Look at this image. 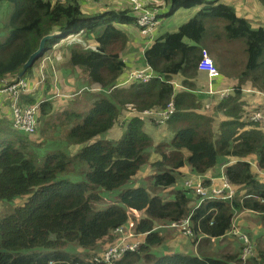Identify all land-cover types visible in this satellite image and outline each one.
Returning a JSON list of instances; mask_svg holds the SVG:
<instances>
[{
	"label": "trees",
	"instance_id": "obj_1",
	"mask_svg": "<svg viewBox=\"0 0 264 264\" xmlns=\"http://www.w3.org/2000/svg\"><path fill=\"white\" fill-rule=\"evenodd\" d=\"M82 1L0 0V4L12 6L9 19L3 24L6 35L0 41V89L4 87L2 82L7 80L8 84L10 78L31 82L34 64L61 40L65 47L60 49L64 57L60 66L69 72L78 70L75 72L84 90L89 92L92 85H98V92H92L85 105L77 98L76 110L63 114L60 125L66 128L55 126L58 134L62 133L59 136L67 141L65 148L73 152L71 155L52 150L45 154L41 166L37 164L40 134L50 135L53 129L41 121L45 115L50 122L52 104L48 97L52 92L49 96L46 92H18L19 105L38 104L39 123L34 134L14 129L7 121L0 122V201L26 196L21 205L0 218V264H136L142 253L153 259L150 264L241 262L240 252L222 258L201 252L204 255L199 258L177 252L151 257V251L165 237L155 225L187 216L193 232L192 244L232 237L228 232L236 212L255 213L264 226V182L247 162L251 158L264 178V127L242 120V114L249 116L253 109L244 110L240 91L242 84L249 82L264 95V27L251 26L232 5L221 0H161L164 6L159 4L156 15L161 21L179 10L194 13L143 47L139 67L129 73L144 70V74L149 73L148 78L128 79V84L119 86L120 77L128 68L121 55L128 40L123 27L135 26L136 18L131 7L85 13ZM258 1L264 8V0ZM149 7H154V3ZM52 33L58 36L45 42L42 56L19 77L41 38ZM74 36H80L87 44L77 42ZM207 38L219 41V70L233 60L231 41L236 44L242 40L241 48L246 54L243 69L236 73L238 82L232 94L214 105L215 112L230 118L219 123L218 134L213 130V117L199 112L201 103L192 92L191 79L197 75V63L202 50H206ZM242 60L239 55L238 64ZM174 79L187 90L175 92ZM6 96L10 108L11 100ZM40 97L45 100L38 101ZM170 101L173 112L163 123L156 122L154 116L167 110ZM146 123L165 126L172 137L154 144ZM117 130L121 131L118 139L108 137ZM100 134L105 137L100 138ZM144 165L152 174L144 180L145 184L135 186L133 178ZM183 167L193 177H214L223 171L236 188L234 195L224 200L206 199L195 206L199 197L193 190L175 186ZM60 174L81 177L76 182L56 180ZM203 184H209V180ZM169 188L172 199L166 200L160 193ZM104 198L109 200L108 205L94 210L92 204L101 203ZM130 209L139 213L132 232L144 240L138 248L122 251L123 244L118 243L125 236L119 230L135 221L129 217ZM113 240L116 244L104 249H115L111 259L99 260L95 252L99 245ZM133 240L125 241L137 243ZM70 245L82 248L84 254L69 251ZM263 262L258 255L246 264Z\"/></svg>",
	"mask_w": 264,
	"mask_h": 264
},
{
	"label": "rangeland",
	"instance_id": "obj_2",
	"mask_svg": "<svg viewBox=\"0 0 264 264\" xmlns=\"http://www.w3.org/2000/svg\"><path fill=\"white\" fill-rule=\"evenodd\" d=\"M51 1L54 2L55 0H51ZM59 1H63V0H59ZM158 2H161V0H158ZM130 3H131V0H83L81 7L85 13H91L92 14V13H97V12L102 11V10H119V9H121V10L128 9L129 10V7H130L129 4ZM5 4L4 3L0 4V41L6 35V30H4L3 24L9 19V14L12 12V6L10 4H7V3H5ZM156 5L157 4H155L154 6L158 7ZM87 6H92L95 8L88 9V8H86ZM234 6L237 7L236 5H234ZM130 9L133 13L134 11L132 10V8H130ZM183 16H184L183 14L175 15L173 20L176 21L179 17H183ZM253 23H256V21H254ZM124 27H125V30L128 34V40H127V43L125 45V48L122 50L121 55H122V58H124L128 64V61H129V25H126ZM75 40H77V42H80V43L83 42V43L87 44V42L82 41L80 39V37H77ZM231 43H232V41H231ZM88 44L92 45L93 43L91 41H88ZM234 44H235V42H234ZM236 44L234 45V48H235L234 54L237 57L239 55H241L243 57V61H242L243 63L238 64V66H234L233 70L235 73H237L238 71H241L243 69L245 61H246V59H245L246 54L244 53V51L241 48L242 46H244L243 41L242 40L236 41ZM64 47H63V44H59V45L54 46V48H53L54 53L47 56V58L41 59L40 62L38 60L34 64V66L32 67V70H31V74H30V76H32L33 79L31 82H26V89L28 90V92L32 91L33 94H35V93L40 94L41 92H46V94L48 96H49V93L52 92L53 96L56 97V98L54 97L55 98L54 100L71 102V105H72L71 108H72L74 104H77V102H75L73 104V100L79 98V100L82 101V104H84L85 102H88V99L91 96L90 94H93L92 93L93 91H91L89 93L88 91H86L84 89H80V90H77L75 92L72 91L71 93H69L67 95L64 93V90L62 89L63 86L60 84L61 76L58 72V67H60L59 65L64 62V57L60 52V49H63ZM133 50H138V49H133ZM141 52H142V50H140L138 54H140ZM138 58H139V55H137V59ZM244 59H245V61H244ZM214 65L216 68L218 67L216 65V63H214ZM137 66H139V64H137ZM143 71H140V72H143ZM120 78L121 79L119 80V82H120L119 86H124V85L128 84L129 64H128V68L125 70L124 74ZM12 81H13V78H10L8 80V82H12ZM65 88H69L71 90H73L74 88H75V90L77 89V87H75L72 83H70L69 85H65ZM46 89H48V90L46 91ZM215 91L217 94L213 95V97L217 98L218 94H220L223 90H215ZM249 92L251 93L252 90L250 89ZM42 99H43V97H40V98H38V101L42 100ZM43 100H45V99H43ZM263 101H264V98H263ZM263 105H264V103H263ZM59 107H61V104L59 103V101L57 103H54V108H59ZM63 114L64 113H59L58 111L57 112H51L49 114V117H51L49 119L50 122L51 123L53 122L55 124L56 122L64 119ZM41 121H42L44 126H46L49 123L48 118L45 115L43 116ZM55 126L56 125L51 124V127L50 126L48 127L49 129L53 128L51 130V133H49L50 135L46 136L44 134H40V144H39V146H37V150H38L37 164H38V166H41L42 162L44 161L45 154L52 151V150H62L69 155L73 154V152H70L67 150L68 148H65L66 147L65 142H67V141L65 140V138L63 136L62 137L59 136L58 131L55 130L56 129ZM120 132H121L120 130H117L116 133H112L108 137L111 139H118L121 135ZM40 133H42L41 130H40ZM99 137L104 138L105 135L100 134ZM31 138H35L34 135H32ZM247 162L250 164V168H253V171L256 174L257 178L259 180H261L262 182H264V178L262 177L263 175L260 174L261 171H258V168L256 166L254 167L253 161L251 160V158H248ZM179 171H180L179 172L180 177H177V184L175 185L177 188H181L184 180H186L190 176V173L188 172L186 167L181 168ZM151 174H152V170L150 168H148L147 165L142 166L139 169V171L137 172L136 176L133 178V180L135 179V181H133L132 184L135 186L139 185V184H142V185L145 184L144 180ZM80 177L81 176L75 177V176H72L71 174H60L56 177V180L68 179L72 182H76V181H79ZM130 186H132V185L130 184ZM171 190H172V188L162 190V192L160 193L161 197H163L166 200L172 199V193L170 192ZM25 199H26V196H19V197H16L15 199H13L12 201H8V202H1L0 201V218L7 215V214H10L16 208V206L21 205ZM108 203H109V200L104 198L101 203L92 204L93 209L94 210L102 209V208L106 207L108 205ZM130 217H131V215H130ZM242 223H243V225H242ZM135 224H136V222L134 224L129 223V226H127L129 228V230L128 231L126 229L124 230V233L127 231L125 238L126 239L134 238L137 241V243H139V245H141L142 241L144 240V237H141V235L139 237L138 235H136L132 232V228L133 229L135 228ZM131 225H133V226H131ZM233 227H234V229L236 231V235H238V237L236 235L231 234V235H228V236H232L229 239H222V240L216 242L215 244L210 242V241H202L201 243L198 241H194L195 243L192 244L191 243L192 237L184 236L179 231V228L171 226V225L166 224V223H159V224L155 225V228H160L159 234L161 236H165V237H164L161 245H158V246L153 248V251H151L153 256L151 255V257L160 256V254H162L166 251H168V253H171V251H172V253L177 252V253H182V254H186V253L192 254V255L197 256L199 258H201L202 255H204V254L207 256H217V257L222 258V257L226 256V254H235L236 252H240V260H241L242 247H241V242H240L241 238L239 236L244 235L247 240L250 239V242L252 245L253 255H248L247 257H250V258L255 257L256 258L259 255V258L264 259V254H263L264 253V226L261 224V221L258 218V216L255 213H249V212L238 213V212H236L234 214ZM120 235L123 236L124 234H120ZM135 240H133V241H135ZM241 240H243V239H241ZM109 243H111V244H109ZM113 243H115L114 240L112 242L101 243L99 245V248L97 249V251H95L96 254H101V252L105 248L112 246ZM65 250H67V248H65ZM68 250L71 252H76L78 254H82V255L84 254L83 253L84 250L78 246H75V245H70ZM95 252H90L89 254H94ZM201 252H203L204 254H202ZM146 256H148V255H145L142 253L140 260L136 264H150V262L153 259L150 258L151 260H149L146 258ZM247 257H246V259H247ZM235 264H246V262L242 263V260H241V262L235 263ZM262 264H264V262Z\"/></svg>",
	"mask_w": 264,
	"mask_h": 264
},
{
	"label": "crops",
	"instance_id": "obj_3",
	"mask_svg": "<svg viewBox=\"0 0 264 264\" xmlns=\"http://www.w3.org/2000/svg\"><path fill=\"white\" fill-rule=\"evenodd\" d=\"M146 1L149 5H153V3H154V5L157 4L156 6H159V4L162 2V1L158 2V0L157 1L146 0ZM221 1L232 5L233 8L235 9L236 14L240 17H244V18L248 19L251 26H253V27L263 26L264 27V8L261 5V3H259L258 0H221ZM234 5H236L237 7H235ZM129 6H130V4H129ZM163 6H164V4H162V7ZM86 8L93 9L95 7L87 6ZM159 9L160 8L157 7L158 11H159ZM160 12H161V10H160ZM193 13H194V11H192V12L188 11L187 12L185 10H179L178 12H176L173 16H171L169 18L163 19L162 21L160 19L159 24L154 29L152 36H149V35H147V36L142 35L141 36L136 25L135 26L129 25V61H128L129 70L131 71V70L139 67V66H137V64H139L138 63L139 58L137 59V55H139L138 54L139 51L143 50L144 46L149 45L154 40V37L156 35H158L159 33L163 32V31L174 30L181 22H183L185 19H187ZM178 14H183L184 16L179 17L176 21H174L173 20L174 16L178 15ZM254 21H256V23H253ZM123 28L125 29V27H123ZM74 37L77 38V36H74ZM63 41L64 40H61L59 43H57V45L61 44ZM230 45L232 47H234V44L231 43ZM205 46H206V50L208 51V54L211 57L213 63H216V65L218 67H220L221 66V59L216 54L217 49L221 48L219 46V41H216L213 39L209 40V38H207L205 41ZM133 49H138V50H133ZM224 49H225L224 45L222 44V50H224ZM234 51H235V48H234ZM52 53H54V49L52 51L48 52L47 55L44 56L43 58H47V56L51 55ZM222 54H223V52H222ZM232 58H233V60H230L229 63L224 64V66H225L224 69L222 68L219 70L216 68L218 74L215 77L209 78L206 75V73L200 72L197 70L196 77L194 79H191V82L194 85V87H193L194 91H192V92L196 95V97L199 99V102L201 103V109L199 112L202 114L209 115V116L213 117L214 120H213L212 126H213V130H214L215 134H218L219 123L221 121L230 120V118L224 116L222 113L214 111V105L220 100H218L217 98H214L213 95H210L208 93V88L209 89L211 88V90H213V91L223 90L226 95L232 94L233 88L238 82L237 75L233 70V66H238L237 56L233 53ZM242 61H241V64L243 63ZM75 71H78V70H75ZM75 71L69 72V70H65L64 67H61V66L58 67V72L61 76L60 84L63 86L62 89L64 90V93L66 95L71 93L72 91L75 92V91L80 90L82 88L81 85L79 84L78 75H77L78 72H75ZM181 79L182 78H179L180 81H181ZM70 83H72L75 87H77V89L75 90V88H74L73 90H71L69 88H65V85H69ZM172 84H174V91L175 92L187 90L184 86H181V83L179 81L177 82L176 79H174L172 81ZM97 86L98 85H92L91 88H93V89H90L89 92H91V91H93V93L98 92ZM249 88L252 90L251 93L249 92L250 91ZM240 91H241L242 101L244 102V110H250L257 105H261L264 103V101H263L264 95L262 93H259L255 89H253L249 82H245L244 84H242ZM21 93L29 94V93H24V92H21ZM54 97L55 96H53V94L48 97V100L52 104L50 113L51 112H57V111L59 113H68L70 111H74V109L76 110L75 105H73V107L71 108V106H72L71 102H64V101H60V100H58V101L61 104V107L54 108V103L58 102L57 100H54L56 98V97L55 98ZM6 99H7L6 94L0 92V122L7 121L8 123H10V109H9L8 101ZM75 100H73V104L76 102ZM205 104H209V108L206 109ZM243 119H245L244 113L242 114V120ZM61 122H62V120L56 122L55 124L53 122L52 123L49 122V124L47 126L51 127V124H53V125H58L59 127H61V129L66 128L64 124L60 125ZM244 122H246V120H244ZM38 123H39V121H38ZM145 128L150 133V135L152 136L154 144H157L160 141H168L172 137V133L169 130H167L165 126L151 125V124L146 123ZM59 134H62V133L60 132ZM231 162L232 161L230 159L229 163H231ZM243 212L245 213L248 211H243ZM242 225H243V223H242ZM220 240H221V238L209 240V241L215 244L216 242H218ZM198 242L201 243L202 240H200ZM164 253H168V251H166Z\"/></svg>",
	"mask_w": 264,
	"mask_h": 264
},
{
	"label": "built area",
	"instance_id": "obj_4",
	"mask_svg": "<svg viewBox=\"0 0 264 264\" xmlns=\"http://www.w3.org/2000/svg\"><path fill=\"white\" fill-rule=\"evenodd\" d=\"M130 7L132 8L133 15L136 18V26L140 30V34L143 36L149 35L152 36L154 29L159 24V19L156 18V15L159 13L157 10V7H149V4L146 0H131ZM197 70L200 72L206 73V75L209 78L215 77L218 72L217 69L210 58L208 52L206 50H202L201 57L197 63ZM143 71V70H141ZM144 77L145 79L149 77L148 74H144L140 71H135L133 73H129V80L130 79H139ZM26 82H29L28 79H19V80H13L12 82H9L7 84V80L3 81L2 84L4 87L0 89V92L9 95V98L11 100L10 104V124L11 127L14 129L21 130L29 135L34 134L36 132L37 127V107L38 104L25 106V105H19L18 102V92H24V93H31L28 92L26 89ZM208 93L210 95H216V91L211 90V88H208ZM226 94L224 91H222L220 94H218L217 99L221 100ZM168 109L164 110L162 112H158L154 117V120L158 123H163L164 120H166L171 113L173 112L174 105L173 102L170 101L168 104ZM209 105H206V108H208ZM148 113V112H147ZM149 114V113H148ZM249 120L253 123L260 124L264 127V106L256 111H254L249 116ZM254 165V164H253ZM204 180H209V184L204 185ZM184 186L191 188L194 191L195 195H198L200 197V202H202L205 199H217V200H224L227 198H230L235 193V186L231 185L226 178L223 175V171L219 176H211V175H205L204 176H189L186 180L183 182ZM129 214L132 218L136 220L139 219V213L133 209L129 210ZM129 215V217H130ZM130 217V218H131ZM234 220V219H233ZM130 221V224L135 223ZM169 225L179 228V231L184 236H192L193 232L191 229V221L190 217L187 216L181 220H177L174 222L169 223ZM129 226V224H128ZM133 226V225H131ZM133 229V228H132ZM126 230L128 231L129 228L127 227ZM127 231L124 233V230H119L120 234L126 235ZM229 234L236 235V231L233 227V221L231 225V229L228 232ZM238 236V235H236ZM241 239L240 241L243 243V248L241 251V260L242 262H245L249 257L248 255H253L252 253V246L250 245L249 240L246 239L244 235L239 236ZM126 238L123 237L121 241L118 244H123L121 246L122 251H125L126 249H135L138 247L139 243L131 244L129 242L126 243ZM245 243H244V242ZM115 252V249L111 250H104L101 254H98L99 260L109 261L111 259V255ZM247 257V259H246Z\"/></svg>",
	"mask_w": 264,
	"mask_h": 264
},
{
	"label": "water",
	"instance_id": "obj_5",
	"mask_svg": "<svg viewBox=\"0 0 264 264\" xmlns=\"http://www.w3.org/2000/svg\"><path fill=\"white\" fill-rule=\"evenodd\" d=\"M58 36L57 33H52V34H48V35H45L43 38H41L40 42H39V47L38 49L33 52L29 57L28 59L26 60V62L23 64V70L22 72L19 74V77L22 75V73L27 69V68H30L33 63L35 62V60L37 58H40L42 56V54L44 53V45H45V42L51 38H56Z\"/></svg>",
	"mask_w": 264,
	"mask_h": 264
},
{
	"label": "clouds",
	"instance_id": "obj_6",
	"mask_svg": "<svg viewBox=\"0 0 264 264\" xmlns=\"http://www.w3.org/2000/svg\"><path fill=\"white\" fill-rule=\"evenodd\" d=\"M137 28H138V27H137ZM228 95H229V94H228ZM228 95L224 96L223 98H226ZM223 98H222V99H223ZM222 99H221V100H222ZM206 105H209V104H205V108H206ZM263 106H264L263 104L255 106L254 108H252V109H253V112L256 111V110H258V109H260V108H262ZM208 108H209V107H208ZM206 109H207V108H206ZM244 117H245V119H243V121L246 120V121L248 122V124H250V123L252 122V121L249 120V117H248V115H247L246 113L244 114ZM262 127H263V126H262ZM223 167H224V166H222V169H223ZM207 175H211V174H207ZM183 185H184V184H183ZM193 192H194V191H193ZM196 197H199V196L196 195ZM205 200H206V199H205ZM203 201H204V200H203ZM200 203H201V202H200V197H199V200H198V202L195 204V206H198ZM135 222H136V221H135ZM192 235H193V234H192ZM228 235H231V234L228 233ZM186 237H192V236H186ZM237 237H238V236H237ZM214 239H219V238H210L209 240H214ZM238 239H239V238H238ZM240 242H241V241H240ZM249 242H250V240H249ZM241 244H243V243L241 242ZM250 245H251V242H250ZM243 246H244V245H243ZM251 246H252V245H251ZM242 248H243V247H242ZM241 251H242V250H241ZM162 254H163V253H162ZM157 257H158V256H157ZM251 257H252V256H251ZM249 258H250V257H249ZM247 260H248V259H247ZM247 260H246V261H247ZM246 261H245V262H246ZM242 263H244V262H242Z\"/></svg>",
	"mask_w": 264,
	"mask_h": 264
}]
</instances>
